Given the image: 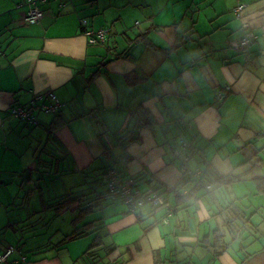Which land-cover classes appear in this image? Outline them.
I'll list each match as a JSON object with an SVG mask.
<instances>
[{"label": "crops", "instance_id": "0c3cea01", "mask_svg": "<svg viewBox=\"0 0 264 264\" xmlns=\"http://www.w3.org/2000/svg\"><path fill=\"white\" fill-rule=\"evenodd\" d=\"M27 2L0 0V252L12 247L28 264H264V0H37L34 25L23 21ZM238 4L256 37L249 60L236 49L245 33ZM81 19L109 28L106 41L90 46ZM50 92L61 107L37 113V126L9 114ZM137 107L154 125L125 144ZM57 115L64 124L49 131ZM181 142L187 150L176 157ZM110 168L122 181L143 176L134 189L156 192L160 205L127 212L105 193ZM225 176L237 181L213 184ZM62 177L64 194L52 195L48 180ZM21 193L38 208L21 202L9 218ZM70 193L95 208L76 229L94 227L64 242L72 224L51 230L41 210ZM231 202L248 221L215 249Z\"/></svg>", "mask_w": 264, "mask_h": 264}, {"label": "built area", "instance_id": "2783aa9c", "mask_svg": "<svg viewBox=\"0 0 264 264\" xmlns=\"http://www.w3.org/2000/svg\"><path fill=\"white\" fill-rule=\"evenodd\" d=\"M28 9L24 15L23 21L25 24L34 25L38 24L42 18V11L40 10L37 0H27ZM46 1V0H42ZM64 3L59 4V8L63 9ZM245 9V4H238L234 8V15L236 18L242 19V12ZM243 20V19H242ZM88 22L86 19L79 21V29L87 39L90 46L103 44L109 36V28L91 29L87 27ZM242 26L245 31L242 38L236 45V49L244 52L246 60H249V48L256 41L255 35L252 33L249 23L246 20L242 21ZM229 93L226 89L218 93V100H222ZM61 104L56 100L53 93L36 94L25 106H12L9 109V114L27 125L37 126L39 124L37 113H58ZM187 150V145L183 142L180 143L179 149L174 150V155L180 156L181 153ZM188 156L183 155L182 164L183 168L187 169ZM106 193L113 197H118L122 204L125 206L127 212L135 213L145 205L157 207L161 203L160 196L156 192H151L147 195L140 196L138 190L134 189V180L128 179L122 181L119 174L115 170H109L105 178ZM210 186H208L209 188ZM12 247L0 253V264H28L25 256L22 253H16Z\"/></svg>", "mask_w": 264, "mask_h": 264}, {"label": "trees", "instance_id": "16d2710c", "mask_svg": "<svg viewBox=\"0 0 264 264\" xmlns=\"http://www.w3.org/2000/svg\"><path fill=\"white\" fill-rule=\"evenodd\" d=\"M131 77V76H130ZM132 119L134 120V128L129 129L126 131V133L120 138L122 141H124L125 144H129L132 141H139L138 136V130L141 127H151L154 125V121L152 120V117L150 113L143 109L142 107H137L133 111H131ZM64 123L59 120V115L54 117L52 119V122L49 124V131H54L55 129L61 127ZM96 124L99 128V136H102L105 134V131L103 129V125L100 123V121H96ZM125 138V139H123ZM103 157L105 159H111V152L109 148H106L103 153ZM113 168L108 169L103 173V176L107 175V172L109 170H112ZM115 170V169H113ZM143 179V176L139 178H134V183L137 179ZM133 179V178H132ZM237 181L236 177L233 176H225V177H219L217 178L213 184H215L217 187H229L232 184H234ZM38 189V188H35ZM39 190V189H38ZM215 190V189H214ZM213 190V191H214ZM106 193V190H105ZM43 203V201H41ZM93 201L91 198L86 197L85 195L81 196H74V194H66L63 196H60L58 198H54L46 205L43 203L42 212H49L51 211L53 213V218L60 217L64 213H68L70 211H73L76 213L75 217L70 221L72 226L74 227L73 232L65 237L64 242L66 241H73L76 239H79L87 234H89V230L92 227H94L93 224L91 226H84L82 229H76V226L81 223L88 215H90L93 210L95 209L94 206L91 204ZM40 213V212H39ZM219 215H221L225 222H224V230H216L213 232V240H214V248L219 249V247H222L225 245L224 243V237L225 235L232 236V239H236L240 236L241 231L245 228L247 219L245 215L242 213V210L238 208L236 205H234V202H231L228 204L225 208H223ZM45 218L43 217V220ZM242 223L241 227H239V223ZM97 244H92L90 248L85 252L84 255H91L95 253L94 248L98 246ZM3 252V251H2ZM1 253V252H0Z\"/></svg>", "mask_w": 264, "mask_h": 264}, {"label": "rangeland", "instance_id": "374dc122", "mask_svg": "<svg viewBox=\"0 0 264 264\" xmlns=\"http://www.w3.org/2000/svg\"><path fill=\"white\" fill-rule=\"evenodd\" d=\"M6 153H7V155L9 154V152H6ZM34 167H35L34 163H32L31 168H34ZM28 170H29V168H28ZM64 178L65 177L58 178L55 180H52V178H51L48 180L47 184H48L50 193L52 195L59 196L61 194H64V190H63L64 186L62 184ZM27 189H29V188L28 187L23 188L24 192H27ZM32 189H34V188L32 187ZM31 191H33V193L36 194V191H34V190H31ZM11 198L14 201V203L11 202L6 207V209H7L6 213L9 214L8 215L9 218H12V219L15 218L16 214H18V212H17V207H19L18 204H20L21 202H23L22 206L25 207L26 212H29V211L31 212L33 209L38 208V206L36 204L37 198H36V200H34L35 197H33L31 199L30 197H28L26 195V193H25V195H23L21 193V195L18 194V197H16V198L11 197ZM49 199H50V197H49ZM0 200H3V197H0ZM0 215H2V214H0ZM75 215H76V213H74L73 211H70L66 214L61 215L60 217L53 218V213L51 211L47 212V214H46V212L42 213V216L49 222L47 224V226L51 230L56 229L58 226H61V229H65L66 227H68L70 221L75 217Z\"/></svg>", "mask_w": 264, "mask_h": 264}]
</instances>
